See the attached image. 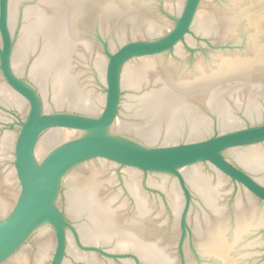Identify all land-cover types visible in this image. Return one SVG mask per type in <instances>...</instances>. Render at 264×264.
<instances>
[{
  "label": "water",
  "instance_id": "95a60500",
  "mask_svg": "<svg viewBox=\"0 0 264 264\" xmlns=\"http://www.w3.org/2000/svg\"><path fill=\"white\" fill-rule=\"evenodd\" d=\"M0 264H264V0H0Z\"/></svg>",
  "mask_w": 264,
  "mask_h": 264
}]
</instances>
